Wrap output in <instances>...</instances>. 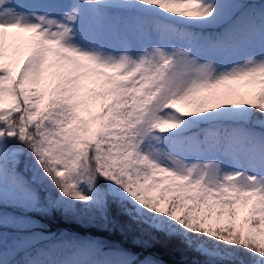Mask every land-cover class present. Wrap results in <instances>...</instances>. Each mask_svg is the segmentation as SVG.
Wrapping results in <instances>:
<instances>
[{"label":"snow or ice","instance_id":"snow-or-ice-1","mask_svg":"<svg viewBox=\"0 0 264 264\" xmlns=\"http://www.w3.org/2000/svg\"><path fill=\"white\" fill-rule=\"evenodd\" d=\"M56 214L264 264V0H0V264H164Z\"/></svg>","mask_w":264,"mask_h":264},{"label":"trees","instance_id":"trees-1","mask_svg":"<svg viewBox=\"0 0 264 264\" xmlns=\"http://www.w3.org/2000/svg\"><path fill=\"white\" fill-rule=\"evenodd\" d=\"M8 211L11 212L12 210L9 209ZM33 218L39 219L41 223L46 225L45 228L37 229V231L43 232L46 235L55 233L59 238L60 233L65 232L68 233L66 239L75 238L76 240L91 239L100 241L102 242L103 249L123 250L124 252L135 254L139 259L151 255L156 259L164 261V264H177L178 261H186L187 264H199L203 260V257L197 256L195 253L181 255L174 250L172 244L167 246L156 245L149 249L139 247L134 243L136 233L128 232L127 230L121 232L120 227L123 224V220L116 227L109 226V228L105 229L101 226L102 222L99 220L94 223H90L86 219L82 222H77L76 220L64 219L59 214L53 217L34 215ZM0 232H6L11 235L13 230L11 228H0ZM57 241H42L40 244L35 245V247L42 248Z\"/></svg>","mask_w":264,"mask_h":264},{"label":"rangeland","instance_id":"rangeland-1","mask_svg":"<svg viewBox=\"0 0 264 264\" xmlns=\"http://www.w3.org/2000/svg\"><path fill=\"white\" fill-rule=\"evenodd\" d=\"M103 252L108 254L106 257L108 259H119L122 256L121 252L117 250L105 249Z\"/></svg>","mask_w":264,"mask_h":264}]
</instances>
